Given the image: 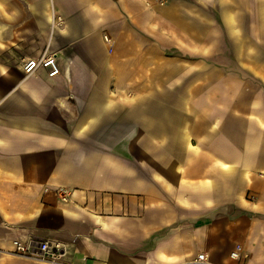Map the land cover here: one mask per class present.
Segmentation results:
<instances>
[{"label":"crops","instance_id":"0c3cea01","mask_svg":"<svg viewBox=\"0 0 264 264\" xmlns=\"http://www.w3.org/2000/svg\"><path fill=\"white\" fill-rule=\"evenodd\" d=\"M0 264H264V0H0Z\"/></svg>","mask_w":264,"mask_h":264},{"label":"built area","instance_id":"2783aa9c","mask_svg":"<svg viewBox=\"0 0 264 264\" xmlns=\"http://www.w3.org/2000/svg\"><path fill=\"white\" fill-rule=\"evenodd\" d=\"M104 40L107 43L110 42V38L107 36L104 37ZM21 67L24 76L34 73L39 68L44 69L49 77L56 76L60 71L55 54H45L38 58H25ZM66 197V191L62 190V200H65ZM13 247V254L31 260L53 262L57 256L56 246H52L46 241L38 242L30 240L28 242H24L16 239L13 241ZM239 249V247H236V250ZM231 255L232 257H236L237 252L234 251ZM196 260L203 261L204 257L202 255H198Z\"/></svg>","mask_w":264,"mask_h":264}]
</instances>
